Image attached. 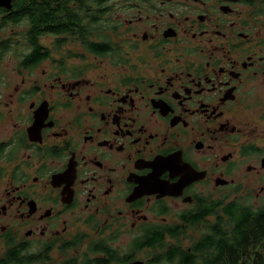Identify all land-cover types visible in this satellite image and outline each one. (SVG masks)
Returning a JSON list of instances; mask_svg holds the SVG:
<instances>
[{"label": "flooded vegetation", "instance_id": "1", "mask_svg": "<svg viewBox=\"0 0 264 264\" xmlns=\"http://www.w3.org/2000/svg\"><path fill=\"white\" fill-rule=\"evenodd\" d=\"M78 1L41 53L0 30V65L25 42L1 112L0 264H161V245L202 264L226 204L264 207V0Z\"/></svg>", "mask_w": 264, "mask_h": 264}, {"label": "trees", "instance_id": "2", "mask_svg": "<svg viewBox=\"0 0 264 264\" xmlns=\"http://www.w3.org/2000/svg\"><path fill=\"white\" fill-rule=\"evenodd\" d=\"M69 4L70 0H14L12 9L4 10L8 22L4 19L0 21V30L7 23L19 25L27 21L29 45L33 52L41 53L44 48L37 40L41 34H68L67 20L72 15ZM1 50L4 53L6 47ZM46 57L48 54L41 56V60ZM223 211L232 218L225 223L220 218L218 247L213 249L215 255L209 248L204 252L202 264H264V207L255 208L249 197L229 202ZM161 243L163 242L158 240L156 246ZM164 247H153L162 251L156 256V262L181 264L178 249L174 247L176 251L168 253ZM10 264H24L16 251L10 254Z\"/></svg>", "mask_w": 264, "mask_h": 264}, {"label": "rangeland", "instance_id": "3", "mask_svg": "<svg viewBox=\"0 0 264 264\" xmlns=\"http://www.w3.org/2000/svg\"><path fill=\"white\" fill-rule=\"evenodd\" d=\"M28 28H29L28 22L23 21V23H21L20 25H10L9 28L6 30V33L5 34L2 33L1 36L2 37H7V36L15 37L16 33H18L19 36H23V35H26ZM52 40H53L52 38L45 39L44 42L46 43L44 44L53 50L52 44L50 43V41ZM24 46H25V42L23 41L21 42L19 46H17L13 50L10 56H8L4 61H2L0 65V72L2 73L1 78H0V142L5 141L6 138L12 132L9 123L4 118L3 115L6 112L5 102H9V94L12 92L15 84L17 83V81H15L14 79V75H15L14 68L16 67V64H17V62L15 61L17 57V55L15 54L16 53L15 50L20 51V49L24 48ZM47 66L49 65L46 64L42 68H46ZM1 112H3V115H1ZM1 162L2 161H0V166L7 165ZM251 202L252 204H254L255 208H259L261 205L259 202H255L253 200H251ZM262 205H264V201L262 202ZM161 253L162 251L160 249H156L152 252L154 256L160 255ZM161 264H167V263L164 262Z\"/></svg>", "mask_w": 264, "mask_h": 264}, {"label": "water", "instance_id": "4", "mask_svg": "<svg viewBox=\"0 0 264 264\" xmlns=\"http://www.w3.org/2000/svg\"><path fill=\"white\" fill-rule=\"evenodd\" d=\"M38 1H43V0H38ZM13 2L14 0H0V8H4L5 10H11L13 7ZM131 264H144L141 261H137Z\"/></svg>", "mask_w": 264, "mask_h": 264}]
</instances>
